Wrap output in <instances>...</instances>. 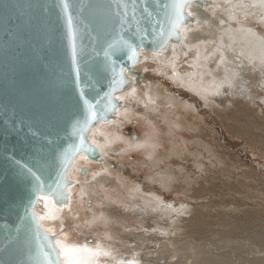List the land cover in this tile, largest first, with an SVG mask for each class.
Here are the masks:
<instances>
[{"label": "rangeland", "instance_id": "obj_1", "mask_svg": "<svg viewBox=\"0 0 264 264\" xmlns=\"http://www.w3.org/2000/svg\"><path fill=\"white\" fill-rule=\"evenodd\" d=\"M248 12H238L239 18L264 33L260 12ZM209 65L216 69L218 61ZM146 72L159 79L167 92L193 104L195 110H184V115L176 102H152L147 106L127 96L119 110H129L131 118L118 113L119 121L111 124L123 139L115 140L102 153L106 163H81L78 169L83 164L89 166L86 178L79 171L74 174L70 170L71 179L80 183L72 189V211H64V231L69 239L88 242H95L100 236L111 243L115 253L136 258L144 250L155 249L161 240L182 238L183 229L174 230L170 225L173 211L161 208L158 195L177 206L183 207L184 202L188 205L180 213L184 219L179 224L200 219L207 223L203 233L182 239L202 243L203 249L225 250L239 264H253L252 256H264L256 252L264 251V125H259L264 120L262 72L252 71L244 81L246 98L241 99L244 93L238 98L226 92L210 108L198 94L176 85L170 72L158 74L150 67ZM144 84L133 81L134 87ZM120 96H125L124 92ZM234 112L242 116L237 117ZM135 134L157 140L152 154L147 151L150 146L127 147L126 138ZM100 138L102 142L106 140L104 135ZM99 170L102 174L96 180L93 172ZM83 184L89 192L86 200L77 193ZM77 211L79 216L75 218ZM93 214L100 220L89 228ZM238 220L242 221L237 224ZM232 224L238 228H230ZM60 227L61 224L56 230L59 236ZM185 231L191 232L192 228L188 225ZM229 238L231 242L223 244ZM220 243L223 245L218 249Z\"/></svg>", "mask_w": 264, "mask_h": 264}, {"label": "water", "instance_id": "obj_2", "mask_svg": "<svg viewBox=\"0 0 264 264\" xmlns=\"http://www.w3.org/2000/svg\"><path fill=\"white\" fill-rule=\"evenodd\" d=\"M209 1L190 5L206 7ZM169 2L148 0L152 17L144 19L140 0L136 18L129 14L121 29L113 0H68L67 12L62 0H0V264H35L38 259L36 241L28 230L35 183L28 169L42 179L54 178L62 166L61 153L76 142L72 127L85 110L84 99L99 101V107L107 103L112 75L105 57L108 43L122 32L124 39L138 44L139 22V27L148 29L144 51L159 54L182 44L181 29L192 22V15L179 29L181 39L173 36L163 51L156 52L152 29L169 31L163 8ZM112 59L117 68L128 69L125 75L131 81L115 95L131 90L133 81L149 80L148 72L131 67L127 49ZM124 102L116 101L118 110ZM117 117L118 111L108 112V122ZM88 160L99 165L107 161L100 149ZM81 169H86L79 171L85 176L89 167Z\"/></svg>", "mask_w": 264, "mask_h": 264}, {"label": "bare ground", "instance_id": "obj_3", "mask_svg": "<svg viewBox=\"0 0 264 264\" xmlns=\"http://www.w3.org/2000/svg\"><path fill=\"white\" fill-rule=\"evenodd\" d=\"M188 9L192 12L193 20L189 25L182 27L183 42L180 44L181 47L185 46L186 49L181 50L176 44L170 46L167 51L159 54L156 53L155 55L152 52L143 51L141 53V61L135 67L136 71L146 72L150 67L158 74L170 72L176 85L190 89L192 92L198 94L209 108L215 105V103H217V98L224 95L226 92L238 98L241 97L247 89L244 81L248 79L252 71L258 69L262 72V82L264 84V33L256 29L254 25L244 23L238 15V12L245 14L250 10H252V12L259 11L260 16H262L261 20L264 22V5L261 4V0H251V2L242 0H210L209 5L206 7L192 4L188 6ZM191 52L193 54H191ZM187 54L191 56L188 59H184L183 57ZM149 60L153 61L149 63ZM211 61H218L216 69L210 67L209 63ZM131 76L134 77L135 73H131ZM148 78L149 80L144 82L145 84L140 88L132 86L131 90L124 91L125 96H128L138 103L146 104L147 106L152 105L150 104L152 102H159L160 104H173L176 102V105L181 108L184 115V110H195V108L192 107L193 104L189 101L182 102L184 98L181 100L180 96L177 94L167 92L164 89V84L159 79L156 80L153 76H149ZM133 88L136 89V93L134 95H128ZM217 92L219 94H214ZM246 93L241 97L242 100L248 95ZM224 100L226 102L228 101V99L225 98ZM118 113L120 115L122 114L127 119L131 118L129 110H118ZM238 113L239 112H234L237 117H241L242 114L239 113V115ZM116 120L119 121V117L110 122L96 126L95 135L93 136V134H90V139H95L97 143L102 146L100 149L102 153L107 152L109 150V145L115 140L123 139L117 128L115 126L111 127V124L117 123ZM259 125H264V120L259 122ZM145 134H147V132H145ZM145 134L142 137L134 135L131 139L126 138L127 147L132 149V147L150 146L151 148L148 147L147 151L149 150L152 154L155 150L152 146L157 144V140L151 139L153 136L150 138L145 136ZM100 135H104L106 140L102 142ZM172 148L175 152L179 151L174 147ZM120 152H123V150ZM171 154L170 152L168 156ZM87 160H84L82 156L77 158L72 168L74 174L77 173L79 165ZM82 166L79 169H81ZM87 174L84 176L85 178ZM94 174L97 180L102 174V171L93 172V176ZM161 185L166 184L165 182H161ZM86 192L87 186L84 184L80 189H77V193L81 199H87L86 196L89 195V192L85 194ZM156 199H158L157 203L161 204L162 209L173 211L174 214L172 215L170 225L174 226V230L183 229V233L180 234L182 238L193 233L201 234L206 231V228H204L206 222L201 221L202 219H200V221H192L190 224H179L184 219V215L180 213L184 212L188 207L185 202L183 203V207H181L163 200L158 195ZM169 205L171 207H169ZM36 210L40 214L45 213L46 210L43 207L42 201L37 205ZM64 211L59 213L61 219L56 221H44V226L54 227L57 230L61 221L64 222V220H66ZM73 216H75V218L79 216L78 211L75 212ZM71 220H73V218H71ZM99 220L100 216L93 214L89 221V228H91L93 224H97ZM240 221L238 220L237 224ZM248 221L250 220L248 219ZM51 222H54V224ZM79 222H81V220H79ZM244 224L245 223H243V225ZM188 225L192 228L191 232L185 231ZM230 228L235 230L238 226L232 224ZM57 238L61 237L57 235ZM101 238L99 236L95 242H88L86 240L81 241L75 238H71L70 241L78 244H86L89 248H96L99 246L103 248V250L109 252V256L100 258V264H116V262L120 260H135L138 261V264H239V262L233 261L230 253L225 250L203 249L202 243L192 242V240L189 242L185 239H178L176 237H169L166 240H161L155 249L144 250L138 257L129 259L122 256L120 253H115V251L112 250L111 243L105 242V240ZM231 240L229 238V240H225L223 244L226 245L231 242ZM223 244L220 243L218 249H221ZM256 252L259 254L262 252L264 254V251L261 250H257ZM251 261H253V264H264V256H252Z\"/></svg>", "mask_w": 264, "mask_h": 264}, {"label": "snow or ice", "instance_id": "obj_4", "mask_svg": "<svg viewBox=\"0 0 264 264\" xmlns=\"http://www.w3.org/2000/svg\"><path fill=\"white\" fill-rule=\"evenodd\" d=\"M65 12L68 11V0H62ZM116 4V16L121 21L120 27L123 29L125 17L129 14L133 19L136 18L137 5L140 0H113ZM195 0H170L164 4L165 22L169 31L161 27L159 31L153 28L156 32L157 40L156 52H161L167 47L168 40L173 36L179 41L181 33L179 31L187 19L192 15V12L186 11L188 6ZM206 2V0H204ZM264 5V0H261ZM143 8L141 9L144 19H151L152 12L149 11L148 0H143ZM68 22L71 26L72 17L68 15ZM159 24V21H156ZM137 33L140 36V42L133 44L130 40L123 37L122 32H118L115 37L108 43L105 50V57L108 58L107 68L111 71L110 90L105 94L107 103L103 107H99V101L95 104L84 99L83 103L86 106L81 113V118L76 120L72 127V134L76 137V142L70 144L67 149L61 153V167L54 178L49 180L42 179L40 175L33 172L31 168L28 172L34 177L35 183L33 186L32 199L29 204L30 222L28 230L32 233L36 241V254L38 259L35 264H100L101 257H107L109 252L97 246L89 248L86 244H78L71 242L68 234L64 231L63 221H61L60 237L57 238V231L54 227H45L44 221H56L61 219L59 213L65 209L68 212L72 211V189L80 181L70 178V169L73 168L77 157H83L87 160L89 156H95L98 149L102 146L95 139L89 141V133L95 135L96 125L108 122V112L118 111L116 101L126 100L127 96H117L116 92L122 91L123 87L131 81L126 77L128 71L123 65L117 68L116 61L112 59L115 53L127 49L128 59L131 61V67L135 68L140 62L139 57L144 51V39L148 35L147 28L139 27L137 22ZM75 41V35H73ZM75 43H73V55L75 56ZM156 54L155 52L153 53ZM147 70V69H145ZM136 89L133 88L128 95H134ZM214 94H219L214 93ZM78 171H86V169H78ZM43 202V207L46 210L44 214L36 211V205ZM169 207H171L169 205ZM78 227V226H76ZM116 264H138V261L129 260L117 261Z\"/></svg>", "mask_w": 264, "mask_h": 264}]
</instances>
